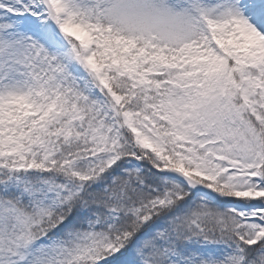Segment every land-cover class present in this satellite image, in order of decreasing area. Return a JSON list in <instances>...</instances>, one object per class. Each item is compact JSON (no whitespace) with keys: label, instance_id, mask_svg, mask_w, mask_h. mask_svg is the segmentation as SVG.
<instances>
[{"label":"rangeland","instance_id":"1","mask_svg":"<svg viewBox=\"0 0 264 264\" xmlns=\"http://www.w3.org/2000/svg\"><path fill=\"white\" fill-rule=\"evenodd\" d=\"M49 1L58 30L41 0H0V170L7 174L0 186L15 181L21 195L13 202L0 190V264H67L82 256L91 259V246L108 250L112 237L100 229L62 238L49 230L53 225L39 205L45 190L62 184L53 171L35 168L49 160L53 168H63L62 177L77 174L76 186L93 194L104 186L102 177L114 171L124 176L116 163L122 156L125 163L139 161L131 158L135 150L142 151L148 174L177 167L211 194L179 199L183 202L175 211L152 221L132 239L129 264H225L232 247L242 238L245 244L264 225V14L259 13L264 7L256 9L249 0ZM91 23L103 26L105 36L118 43L128 45V40L156 51L155 68L172 76L166 79L164 120L175 129L205 123L208 132L198 134L208 135L204 156L193 145L175 148L182 159L158 149L148 126L132 114L140 102L131 103L132 95L125 99L107 85L94 62ZM200 33L238 36L248 44L239 60L253 77L242 86L244 100L232 101L227 85L221 87L224 65L218 59L179 65ZM66 143L79 144V154L62 155ZM212 156L219 158L218 165ZM208 172L217 173L216 188L240 193L206 185ZM246 188L256 195L241 194ZM105 195L118 197L113 190ZM95 200L99 204L102 198ZM105 210L102 218L112 220L114 204Z\"/></svg>","mask_w":264,"mask_h":264},{"label":"trees","instance_id":"2","mask_svg":"<svg viewBox=\"0 0 264 264\" xmlns=\"http://www.w3.org/2000/svg\"><path fill=\"white\" fill-rule=\"evenodd\" d=\"M88 28L96 40L93 59L107 76L106 84L120 92L125 99L132 95L131 103L140 102L139 106L135 104L136 110H132V114L135 117L136 113L145 127L148 126L147 133L152 136L158 149L170 156H172V152L178 154L175 148L180 145L190 147L193 145L194 149L203 150L206 147L207 142L205 140H207L208 135H203L202 139L199 135H201V130L205 133L208 132L205 123H200V127L186 126L182 129H175L164 120L167 117L165 114L167 87H170L166 83V79L171 80L172 76L166 71L161 72L155 68L154 55L152 54L156 51L143 45H130L128 40H126L128 45L124 44V41L118 43L113 36L111 38L105 36L104 27L97 23L89 24ZM247 46L248 44L238 36H234L233 39L219 36L209 38L205 33H200L198 38L190 41L189 50L181 57L179 65L190 66L193 61L200 66L205 63L211 64L208 62L210 59H218L220 65H224L221 87L224 88L227 85L226 90L232 96V101L242 100L244 98L242 86L247 82V79L252 77L246 67L239 62ZM167 53L162 54L167 56ZM176 56L180 57V55ZM258 77L259 75L254 78ZM252 82L253 80H251ZM202 83L205 84V81ZM139 91L141 93H138ZM134 94L137 95L134 96ZM225 94L226 92H224ZM187 142L188 144H186ZM62 147L66 148L65 154L67 155H74L75 153L74 156H76L80 151L79 144L76 143L62 144ZM203 151L202 155L204 156L207 151ZM212 151L211 149V154ZM178 155L181 159L185 157ZM216 157L212 156V162L215 159L214 163L218 165L220 161ZM131 158H137L139 161L135 164L131 159L125 163L126 158L122 156L117 161V169L123 168L125 170L124 176H119L118 172L114 171L109 174V177H102L99 183L103 182L104 186H100L93 194L76 186V181L80 180L77 174L68 178L62 177L63 168L62 171L60 168H53V164L49 160L45 162L44 166H37L36 169L38 170L53 171L56 175V182L62 184V188L54 189L50 193L45 190L46 196L39 205V209L43 208L49 215L47 223L53 225L49 230L58 233L61 238L65 237L67 233L75 231L100 232L99 229L112 237L108 250L102 249V246H96L95 249V246H91V259L82 256L77 260H72L73 263L68 261L67 264H129L128 256L132 239L149 228L153 223L152 221L158 217L168 211H175L183 202L179 199L197 195L177 181L170 180L169 182L166 180L167 178L155 172L148 174L150 167L146 165L142 151L138 150L137 152L135 150ZM29 160V156H26L25 163H29ZM176 160L181 162L179 159ZM201 166L198 164L197 168ZM105 172L109 173L108 170ZM216 175L217 173L208 172L210 185L214 188H216V184L212 180L215 179ZM4 176L5 172L1 169L0 179ZM133 177L135 178L133 179ZM48 179L51 177L48 176ZM140 182L143 183L142 186L138 185ZM14 184L9 183L7 189H10L7 197L13 200L18 196V193L14 191L15 187H12ZM172 184L178 186L175 185L174 188ZM120 185L122 187L119 189ZM225 187L229 186L226 185ZM106 188L109 190L104 192ZM165 188L167 189L165 190ZM176 189L179 192H176ZM110 190L118 194V197L108 198L105 194L109 195ZM220 191L231 195L240 193L231 187L223 188ZM241 194H247L250 197L256 195L255 192L249 191L247 188ZM94 197H101V202L98 204ZM111 203L114 204L115 210L112 220L102 218L106 212V204L109 206ZM96 216L101 219V224H99V219ZM66 217H69L70 220ZM244 241L245 238H242L238 244L232 247L225 264H264V225L260 233L253 235L245 244Z\"/></svg>","mask_w":264,"mask_h":264},{"label":"bare ground","instance_id":"3","mask_svg":"<svg viewBox=\"0 0 264 264\" xmlns=\"http://www.w3.org/2000/svg\"><path fill=\"white\" fill-rule=\"evenodd\" d=\"M241 1L244 4V3H246L247 0H241ZM249 1H252L251 4L256 9L258 7H261V6L264 7V0H249ZM251 4H250V6H251ZM259 10H260L259 11L260 14H264L263 9H262V13H261V9H259ZM173 175L181 178L182 180H184L186 182H188L190 185L194 186L195 188H203V186L198 181H196L192 177L188 176L187 174L182 172L180 169L173 170Z\"/></svg>","mask_w":264,"mask_h":264},{"label":"water","instance_id":"4","mask_svg":"<svg viewBox=\"0 0 264 264\" xmlns=\"http://www.w3.org/2000/svg\"><path fill=\"white\" fill-rule=\"evenodd\" d=\"M42 3L45 6V8L47 9V11H48V15H49V18H50V20L52 22V25L55 28H57L58 27L57 19H56V16L54 14V11L52 9V6L50 4V1L49 0H42Z\"/></svg>","mask_w":264,"mask_h":264}]
</instances>
